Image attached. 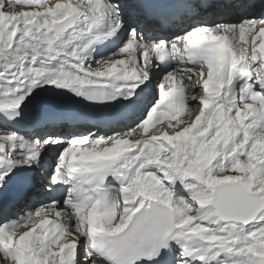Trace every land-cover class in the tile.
I'll list each match as a JSON object with an SVG mask.
<instances>
[{"label": "snow or ice", "instance_id": "6c2138e0", "mask_svg": "<svg viewBox=\"0 0 264 264\" xmlns=\"http://www.w3.org/2000/svg\"><path fill=\"white\" fill-rule=\"evenodd\" d=\"M0 264H264V0H0Z\"/></svg>", "mask_w": 264, "mask_h": 264}, {"label": "bare ground", "instance_id": "6f19581e", "mask_svg": "<svg viewBox=\"0 0 264 264\" xmlns=\"http://www.w3.org/2000/svg\"><path fill=\"white\" fill-rule=\"evenodd\" d=\"M161 73L158 69H153V84L151 86V88L149 89V98L151 97V93H152V88L155 87V85L157 84V81L160 79ZM68 105L71 106L70 102H68ZM84 127L78 128L77 125H75L74 127L72 125H70L68 128L64 129L65 133H69V132H81L83 131ZM49 154V153H48ZM47 154V155H48ZM43 175V174H41ZM41 199H43V197H40Z\"/></svg>", "mask_w": 264, "mask_h": 264}, {"label": "rangeland", "instance_id": "374dc122", "mask_svg": "<svg viewBox=\"0 0 264 264\" xmlns=\"http://www.w3.org/2000/svg\"><path fill=\"white\" fill-rule=\"evenodd\" d=\"M55 155H56V153H55ZM55 155H53V156L51 157L52 161L54 160ZM51 163H52V162H50V164H51Z\"/></svg>", "mask_w": 264, "mask_h": 264}]
</instances>
